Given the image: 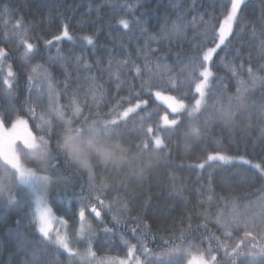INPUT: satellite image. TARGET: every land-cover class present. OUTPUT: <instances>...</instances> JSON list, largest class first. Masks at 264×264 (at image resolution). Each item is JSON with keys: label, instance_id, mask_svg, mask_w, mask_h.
Segmentation results:
<instances>
[{"label": "trees", "instance_id": "obj_1", "mask_svg": "<svg viewBox=\"0 0 264 264\" xmlns=\"http://www.w3.org/2000/svg\"><path fill=\"white\" fill-rule=\"evenodd\" d=\"M231 5L232 0H0V47L10 48L27 34L34 55L26 59L20 50L11 60L49 67L56 78L52 96L59 94L58 108L51 110L59 113L41 120L34 95L46 88L21 76L15 101L0 103L1 117L25 118L34 134L44 137L46 162L37 165L26 151L23 161L48 172L51 187L69 188L67 198L52 191L56 215L63 212L76 226L82 210L95 209L88 215L98 232L91 238L98 256L122 258L136 250L144 264H187L194 251L210 250L220 264H230L226 251L231 253L246 232L261 246L264 0H242L232 31L211 60L205 102L190 115L194 78ZM65 25L72 40L57 41ZM85 37H93V44ZM157 93L186 106L173 113L172 102ZM129 108L134 111L125 117ZM165 116L177 125H165ZM64 134L76 136L86 149V171L59 149ZM209 155L233 159L210 161ZM0 170V264H80L77 253L39 232L41 224L14 174L2 165ZM75 196L81 206L72 217L60 206ZM252 247L247 241L241 245L245 251ZM174 248L181 250L164 255Z\"/></svg>", "mask_w": 264, "mask_h": 264}, {"label": "rangeland", "instance_id": "obj_2", "mask_svg": "<svg viewBox=\"0 0 264 264\" xmlns=\"http://www.w3.org/2000/svg\"><path fill=\"white\" fill-rule=\"evenodd\" d=\"M21 35L25 36V39H22L21 41L16 40V42L13 43L10 46V48L4 47V46L0 47V49H2L4 52V55L0 56V103L2 100L5 101L8 98L11 99L13 103V100L18 97L16 82L22 76L24 77V79H26L29 82L30 81L37 82L40 88L41 87L46 88L44 92L39 91V93H36L34 95V103H35L34 105L36 106L37 115L39 119L44 120L45 116H51L52 114H57L56 112L59 113V111H56L55 113H51L52 107L58 108L59 94L57 95V98H55L54 96H52V93H51V91H54V89L56 88V85H55L56 78L49 74L51 72L50 68L44 65L43 63H36L35 65H29V63L22 61V64H19V63L15 64L14 61L11 60V55L14 53L16 54V52L20 50L22 51V54H21L22 56L28 55L26 59L34 55V47H35L34 44L29 40V38L27 37V34L24 35L21 33ZM29 43L33 45V50L31 52H28L27 55H25V52L27 51V44ZM217 43H219V39L215 44L210 45L209 48L215 47ZM207 50L205 51V53L207 52ZM215 52L213 53L212 58ZM42 55L45 57L43 53ZM211 60L205 62V64L200 69V73L203 72L205 68H207L213 74ZM40 62H43V61L40 60ZM33 69H36V71L33 72ZM9 72L12 73L11 76L9 75ZM200 73H198V75L194 78V81H193L194 90L196 88V85L201 83L204 80L203 76H201ZM211 77L212 75L208 78L206 87L203 89L205 95H204L202 103L205 102V97L208 91V86L210 85ZM195 95H196L195 97L196 99L194 100V105H195V101L201 98L199 93L196 92V90H195ZM161 97H164V98L172 97L174 98V100L162 99ZM159 99L163 101L166 100L172 103L173 102H183V104L186 106V103L184 101L170 94H161ZM18 119L24 120L27 122L28 129L32 132L33 136H35L34 142L39 140V142L42 144V140L38 138L37 135L34 134L29 120L20 117L10 122H5L3 120V117H1V114H0V123L3 124V127L6 130H11L13 124L16 123ZM18 147L27 148L31 146H27L23 144L22 142L17 141L16 144L14 145V154H9L8 156H5L3 148L0 147V159L5 161L8 165H10L12 169H15L14 172H10V173L14 174L15 176V183L18 187L17 189L19 191L20 190L24 191V193L26 194L27 199L25 200H28V203L31 204L32 209L34 210V213L36 214V217L38 219V222H37L38 225L41 224V222H39L40 215L42 214L45 219V217L47 216V213H45L46 208L51 207L49 218L47 217L48 219H45V223L47 225L45 227H47L48 229V237H47L48 240H50L53 243V241H55L58 236L65 238V241L68 245L67 249L74 253H77L76 256L79 258L80 264H144L143 259L136 253V250H131L125 256H120L122 258H118V256L113 257V256H107V255L98 256L97 252L94 249L93 242L91 241V238L94 235L98 234V232L95 233L96 226L93 220L89 217V215L91 216V214H93L94 212L93 209L89 212L90 214L82 210L83 216H81V213H80V216H79L80 221L77 223L76 226H73L71 224L73 222L69 220L70 219L69 217L66 218L63 212L60 211L59 216L58 214L56 215L55 208L53 207V206L56 207V199L55 200L52 199V194L55 192H52V191L55 190L56 192H58L57 195H59L60 198L62 197L67 198L70 196L69 188L66 186V184L64 185L63 188L62 187L56 188L54 186L51 187L53 183L52 178L49 180L48 183H44L38 177L49 176L48 172H42L39 170H36L37 177L26 178L25 180H21L17 178L21 167L23 168L27 167V169H30L31 171L34 168L32 166L28 167L29 165L26 164L25 162L23 163L21 162V155L17 151ZM2 172L3 171L0 170V174ZM57 181L58 180L56 179V182ZM2 183L3 181L0 179V189L2 188L1 186ZM38 198H39V205H40L39 212L36 211ZM69 200L70 202L68 203V205L67 203H63V206H60V208H63L68 215L74 217L75 213H77L76 206H81V199L79 196H75V197L69 198ZM53 244L61 247L58 244H55V243ZM201 253H203L205 260H210L211 256L217 257L216 254H212V252H210L209 250H203V252H199V250H197V251H194L192 254H190L189 258L187 259V264H190V261L192 260L193 257L198 258ZM155 257L157 259L159 258L161 259L164 256L163 255L158 256V254H156Z\"/></svg>", "mask_w": 264, "mask_h": 264}, {"label": "snow or ice", "instance_id": "obj_3", "mask_svg": "<svg viewBox=\"0 0 264 264\" xmlns=\"http://www.w3.org/2000/svg\"><path fill=\"white\" fill-rule=\"evenodd\" d=\"M242 0H232V5H231V12L228 14V16L226 17V19L224 20L223 24L220 27V31H219V43L216 44L215 47L213 48H209L207 50V52L204 54L203 56V60L205 62L210 61L212 58L213 53L217 50V48H219L221 45L224 44L225 40L227 39L228 34L232 31V23L236 18L237 15V11L240 7ZM120 25H122V27L124 29H128L129 28V23L127 20H120L119 21ZM62 38H67L69 41L72 40V37L69 34L68 31V27L67 25L64 26V30L62 32L61 36H56L55 39L57 41L61 40ZM87 43L89 45L93 44V40L91 37H85ZM48 43L50 44L51 41H48ZM33 50V45L32 44H27V51L25 52V55L28 54V52H31ZM4 52L2 49H0V56H3ZM36 69H33V72H35ZM9 75L11 76L12 73L9 72ZM201 76H203L204 80L196 85V92L199 93L200 95V99H197L195 101V105L191 108L190 111V115L196 113L197 111H199L200 106L202 104L203 98H204V88L206 87L208 78L212 75L211 71L208 70L207 68H205V70L203 72L200 73ZM7 83V81H6ZM157 96L160 97V93H157ZM162 99H167V100H174V98L172 97H161ZM169 108H171V111L173 113H178L181 109H183L185 107V105L183 104V102H173V103H169ZM137 107H139V105H137ZM77 113H79L80 109L77 107L75 110ZM134 111L133 108H129L127 109V111H125L123 113V115L126 117L128 116V114L130 112ZM71 122V121H69ZM106 125H113L116 123V121H105L104 122ZM163 123L165 125H169V126H175L177 125L178 121L176 119H171L169 120L167 116H165L163 118ZM149 132L152 131L151 128L148 129ZM41 140H44V137L41 136L39 137ZM35 140V136H33L32 132L28 129V125L27 122L24 120H17L16 123L13 124L11 130H6L3 127V124L0 123V147L3 148L4 154L5 156H8L9 154H14V145L16 144L17 141L22 142L23 144L27 145V146H31L34 143ZM46 144H49L48 140H45ZM155 143L157 146H160L162 141L157 138L155 140ZM232 157L230 156H225V155H209L208 156V160H219L222 161L224 163H229L232 161ZM242 159V158H241ZM244 163H248V161H244ZM200 167H203V165H200ZM30 177H36V174L33 173L30 169H25L23 167H21L20 172L18 173V177L21 180H25L26 178H30ZM39 179H43V180H47L48 177L44 176V177H39ZM10 187V185H9ZM3 189H0V193H2ZM15 198H9L10 202H14ZM37 212L40 211V205H39V198L37 200ZM50 212V209L48 210ZM93 211H95V209H93ZM97 216L100 215L99 212L96 213ZM81 216H83V212H81ZM39 219L41 220V227L39 228V232L41 234H43L44 237H48V229L47 227L44 226L43 224V220L44 217L41 214ZM19 225V222H18ZM20 239L21 244H25L26 240L23 236L22 233H17ZM250 233H245V237L243 239L240 240L239 243L235 244L232 249H231V253H227L226 251V255L229 256V260H230V264H264V233L260 234V247L257 248L256 245V240L257 237L256 236H251V239H248V237L250 236ZM247 241L248 244H252V249H249L247 251H245L244 249L241 248V245L245 244ZM53 243L60 245L61 247L67 249L68 245L65 241V238L63 237H57L55 241H53ZM181 249H172L170 252L165 253L164 255H172L173 253L180 251ZM187 251V250H184ZM210 251V250H209ZM255 256H259L260 260H255V259H251L249 260V257H255ZM160 264H163V261L160 262ZM190 264H220V261H217L216 256H211L210 260H205L203 253L200 254V256L197 257H193L192 260L190 261Z\"/></svg>", "mask_w": 264, "mask_h": 264}, {"label": "clouds", "instance_id": "obj_4", "mask_svg": "<svg viewBox=\"0 0 264 264\" xmlns=\"http://www.w3.org/2000/svg\"><path fill=\"white\" fill-rule=\"evenodd\" d=\"M58 147L67 156L68 160L72 164H74L76 167H78L81 170H85V171L88 169L89 161L86 156V149L84 148V146H82L77 141L75 136L71 134H64L59 139ZM42 149H43L42 144L39 142V140H37L31 145V147H27V148L18 147L17 151L21 155L22 163L24 162L23 152L26 151L31 154L32 159L37 165H43L47 160V153L43 151ZM0 165H2L3 168L7 170L8 172L15 171V169H12L11 166L5 163L3 160H0ZM28 167H31V165H29ZM25 169H27V167ZM32 172L36 174V169L33 168ZM41 177H44V176H41ZM50 179L51 177H48L46 181L43 179L41 180L44 183H48Z\"/></svg>", "mask_w": 264, "mask_h": 264}]
</instances>
